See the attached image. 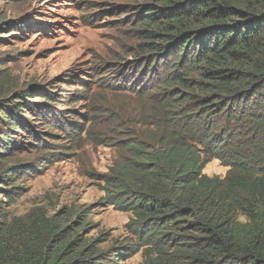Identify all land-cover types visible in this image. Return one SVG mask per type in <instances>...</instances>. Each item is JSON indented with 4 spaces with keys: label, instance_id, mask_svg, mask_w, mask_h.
I'll return each instance as SVG.
<instances>
[{
    "label": "trees",
    "instance_id": "obj_1",
    "mask_svg": "<svg viewBox=\"0 0 264 264\" xmlns=\"http://www.w3.org/2000/svg\"><path fill=\"white\" fill-rule=\"evenodd\" d=\"M135 16L137 59L104 83L123 96L102 204L131 215L127 240L100 251L44 216L20 240L0 208V264H264V0H151ZM29 103L0 105V162ZM212 160L226 177L203 174Z\"/></svg>",
    "mask_w": 264,
    "mask_h": 264
},
{
    "label": "rangeland",
    "instance_id": "obj_2",
    "mask_svg": "<svg viewBox=\"0 0 264 264\" xmlns=\"http://www.w3.org/2000/svg\"><path fill=\"white\" fill-rule=\"evenodd\" d=\"M148 3L0 0V105L31 102L21 114L25 125L10 132L7 161L0 162L16 173L0 181V208L20 240L26 235L22 229L32 233L43 216L95 240L100 251L127 240L131 215L102 204L101 176L116 159L107 109L118 107L123 96L104 83L112 77L120 83L116 71L126 72L137 59L135 29L142 19L135 13ZM46 96L50 108L33 106ZM8 128L0 124V131ZM228 172L216 160L203 170L220 178ZM143 263L142 253L120 262Z\"/></svg>",
    "mask_w": 264,
    "mask_h": 264
},
{
    "label": "clouds",
    "instance_id": "obj_3",
    "mask_svg": "<svg viewBox=\"0 0 264 264\" xmlns=\"http://www.w3.org/2000/svg\"><path fill=\"white\" fill-rule=\"evenodd\" d=\"M217 161V160H216ZM211 162V161H210ZM219 162V161H218ZM221 165V164H220ZM222 166V165H221ZM223 167V166H222ZM227 168V167H226ZM229 169V168H228ZM204 174V173H203ZM210 177V176H209ZM213 177H215V176H213Z\"/></svg>",
    "mask_w": 264,
    "mask_h": 264
}]
</instances>
